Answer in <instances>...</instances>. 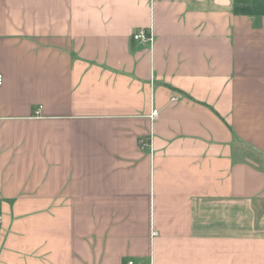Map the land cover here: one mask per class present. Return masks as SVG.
Returning <instances> with one entry per match:
<instances>
[{"label":"crops","instance_id":"0c3cea01","mask_svg":"<svg viewBox=\"0 0 264 264\" xmlns=\"http://www.w3.org/2000/svg\"><path fill=\"white\" fill-rule=\"evenodd\" d=\"M0 74V264H264V0H0Z\"/></svg>","mask_w":264,"mask_h":264},{"label":"built area","instance_id":"2783aa9c","mask_svg":"<svg viewBox=\"0 0 264 264\" xmlns=\"http://www.w3.org/2000/svg\"><path fill=\"white\" fill-rule=\"evenodd\" d=\"M132 39L138 43L142 44H148L149 46H152L153 44V34L150 28H138L135 32L132 33ZM2 83V75L0 74V84ZM151 118H154L157 116V110L152 109ZM126 264H132V261H128Z\"/></svg>","mask_w":264,"mask_h":264}]
</instances>
